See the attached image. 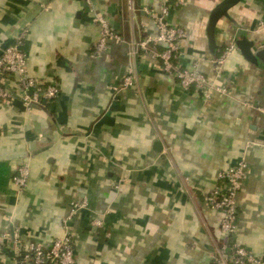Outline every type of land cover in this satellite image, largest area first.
Returning a JSON list of instances; mask_svg holds the SVG:
<instances>
[{"label": "crops", "instance_id": "0c3cea01", "mask_svg": "<svg viewBox=\"0 0 264 264\" xmlns=\"http://www.w3.org/2000/svg\"><path fill=\"white\" fill-rule=\"evenodd\" d=\"M221 1L166 2L167 22L186 32L183 63L197 57L199 72L224 89L204 97L148 55L136 57L137 85L120 89L128 48L109 42L93 53L99 28L84 0H0V53L22 35L28 74L59 88L30 109L13 84L16 98L0 100V264H15V232L22 252L68 236L76 264H214L220 213L204 196L240 162L235 242L264 264V0H239L212 19ZM131 6L94 0L123 40L155 35L143 8L165 1ZM244 39L250 57L237 46Z\"/></svg>", "mask_w": 264, "mask_h": 264}, {"label": "built area", "instance_id": "2783aa9c", "mask_svg": "<svg viewBox=\"0 0 264 264\" xmlns=\"http://www.w3.org/2000/svg\"><path fill=\"white\" fill-rule=\"evenodd\" d=\"M92 13V22L99 28V37L96 40L93 53L101 54L107 48L109 42L125 44L128 48L129 66L126 74L121 80L120 89L131 88L137 85L136 57L150 56L157 60L161 70L174 77L179 86L184 90H194L208 97L212 92H224L214 80L208 79L198 70L199 60L190 56V66L183 63L184 52L181 44L186 38L183 28L172 26L167 22L169 7L165 6L159 11L144 7L143 11L153 20L156 27V34L148 35L139 40L125 41L109 25L107 18L94 9V0H84ZM130 8L132 0H128ZM183 0H174L175 5H183ZM264 28V23H260ZM22 35L14 42L5 46L0 53V100L4 103L13 101L16 97L13 94V87L19 93L20 102L26 109L32 108L41 102L53 101L59 88L55 83H41L27 72L25 55L21 50ZM234 44H228L221 57L216 60L222 65L227 55L234 50ZM115 89V88H114ZM245 162L223 170L219 173V183L211 193L204 196V206L220 213L219 232L221 241H213L214 264H261L249 249L242 247L235 242L236 219H237V193L241 188V182L246 174ZM28 177L26 165L20 166L17 174L13 176L14 185L22 187ZM86 205L83 200L80 203H73V210ZM91 226H100L98 220H92ZM18 233L13 236L15 264H76L73 256L72 242L68 236L52 240L48 246L38 243L28 244L26 250L20 251ZM4 239V238H3ZM4 251L2 238L0 240V254Z\"/></svg>", "mask_w": 264, "mask_h": 264}, {"label": "water", "instance_id": "95a60500", "mask_svg": "<svg viewBox=\"0 0 264 264\" xmlns=\"http://www.w3.org/2000/svg\"><path fill=\"white\" fill-rule=\"evenodd\" d=\"M237 2H239V0H222L212 11V19H217L221 16L226 15V13L228 12V10L233 7L235 4H237ZM252 44H250L249 42H247V40H242L240 42H237V46L240 48L241 52L243 55L250 57V55H252L250 49L253 47L251 46ZM253 55L255 57L259 56V53L253 52Z\"/></svg>", "mask_w": 264, "mask_h": 264}, {"label": "trees", "instance_id": "16d2710c", "mask_svg": "<svg viewBox=\"0 0 264 264\" xmlns=\"http://www.w3.org/2000/svg\"><path fill=\"white\" fill-rule=\"evenodd\" d=\"M217 241H221V238H218Z\"/></svg>", "mask_w": 264, "mask_h": 264}]
</instances>
